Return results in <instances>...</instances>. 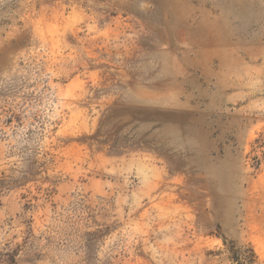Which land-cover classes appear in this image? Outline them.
Segmentation results:
<instances>
[{
    "label": "rangeland",
    "instance_id": "374dc122",
    "mask_svg": "<svg viewBox=\"0 0 264 264\" xmlns=\"http://www.w3.org/2000/svg\"><path fill=\"white\" fill-rule=\"evenodd\" d=\"M236 252L264 264V0H0V264Z\"/></svg>",
    "mask_w": 264,
    "mask_h": 264
},
{
    "label": "trees",
    "instance_id": "16d2710c",
    "mask_svg": "<svg viewBox=\"0 0 264 264\" xmlns=\"http://www.w3.org/2000/svg\"><path fill=\"white\" fill-rule=\"evenodd\" d=\"M260 142V139H256L255 143ZM235 264H254L253 261V254L252 255H246L245 252L235 253V255L232 257Z\"/></svg>",
    "mask_w": 264,
    "mask_h": 264
}]
</instances>
